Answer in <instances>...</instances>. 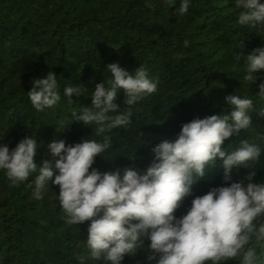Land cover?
<instances>
[{
  "label": "trees",
  "instance_id": "obj_1",
  "mask_svg": "<svg viewBox=\"0 0 264 264\" xmlns=\"http://www.w3.org/2000/svg\"><path fill=\"white\" fill-rule=\"evenodd\" d=\"M147 2L154 7H146V0H0V145L11 150L30 135L37 141L36 162L52 161L58 174V157L46 149L49 142L64 140L67 146L103 139V134L95 135V125L73 121L71 110L91 107V92L110 76V63L130 73L143 64L157 91L132 106L127 127L107 133L112 146L95 158L94 168L103 173L133 167L143 173L154 160L156 144L174 140L182 124L194 118L227 113L224 97L238 94L254 102L252 125L223 146L231 151L242 140L257 144L261 155L253 181L264 183V98L257 94L264 70L254 74L253 83L243 79L244 57L264 47V23L240 25L243 9L235 0H190L183 16L175 14L181 0L171 7L165 0ZM48 71L57 75L61 100L53 108L36 111L27 93L31 80ZM79 84L86 94L73 95L69 102L64 87ZM123 97L120 91L115 101L120 111L128 107ZM60 121L69 126L58 131ZM249 171L234 170L232 181L244 179ZM222 173L217 158L215 167L193 184L192 195L176 216L186 213L196 195L222 186ZM31 179L12 186L0 170V264H101L89 258L85 247L90 222L66 224L57 199L59 187L50 181L37 200ZM258 257L254 264H264V251L258 250ZM122 264L149 262L141 250L126 256Z\"/></svg>",
  "mask_w": 264,
  "mask_h": 264
},
{
  "label": "clouds",
  "instance_id": "obj_2",
  "mask_svg": "<svg viewBox=\"0 0 264 264\" xmlns=\"http://www.w3.org/2000/svg\"><path fill=\"white\" fill-rule=\"evenodd\" d=\"M165 3L171 7L174 0ZM235 6L243 9L240 25L264 23L261 0H235ZM146 7L154 5L146 0ZM189 7L190 0H181L175 14L183 16ZM188 45L185 40L184 46ZM240 58L238 54L236 59ZM244 64L243 79L253 83L254 74L264 70V47L246 55ZM107 71L110 76L91 92V107L71 110L73 121L95 125V135L103 134L102 142L85 139L67 146L64 140L49 142L46 149L58 157L54 164L58 174H54L52 161L36 162L37 141L30 135L11 150L7 144L0 145V170L10 184L17 186L31 177L32 195L37 200L43 198L50 181L57 185L65 223L90 222L85 247L89 258L101 264H122L126 256H136L141 250L149 264H227L232 260L254 264L258 250L264 251V183L253 181L261 148L248 140L240 141L231 151L223 146L252 125L249 113L253 100L228 94L224 97L230 108L227 113L183 123L174 140L165 139L152 148L154 160L143 173L133 167L101 173L93 165L95 158L112 146L107 133L127 127L132 106L157 91V83L149 78L143 64L130 73L118 63H110ZM31 85L27 94L36 111L53 108L61 100L53 71L33 78ZM120 91L128 106L124 111L115 102ZM86 92L79 84L64 87L63 94L72 102L73 95ZM257 94L264 98V81L259 83ZM67 127L63 121L57 124L58 131ZM217 158L222 161V186L196 195L186 213L177 217L184 199L192 195L193 184L215 167ZM241 167L250 171L244 179L233 182V171Z\"/></svg>",
  "mask_w": 264,
  "mask_h": 264
}]
</instances>
